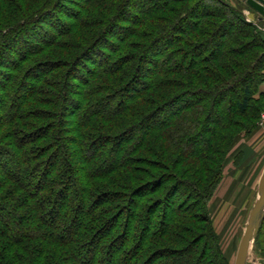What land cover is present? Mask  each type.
I'll list each match as a JSON object with an SVG mask.
<instances>
[{"label":"trees","instance_id":"1","mask_svg":"<svg viewBox=\"0 0 264 264\" xmlns=\"http://www.w3.org/2000/svg\"><path fill=\"white\" fill-rule=\"evenodd\" d=\"M263 82L222 0H0V264H229L207 204Z\"/></svg>","mask_w":264,"mask_h":264},{"label":"rangeland","instance_id":"2","mask_svg":"<svg viewBox=\"0 0 264 264\" xmlns=\"http://www.w3.org/2000/svg\"><path fill=\"white\" fill-rule=\"evenodd\" d=\"M222 1L241 11L246 21L249 20L252 21L250 23H254V21L250 19L251 9L243 1L236 0L238 3L234 2V0ZM262 35L264 37L263 32ZM74 83L75 81H71V84ZM262 115H264V112L260 114L257 126L260 124V121H262ZM251 134L245 135V133L242 132L240 136L245 138L249 137ZM235 144L236 141L233 142L229 149L226 160L222 166L220 181L207 204L209 217L219 239L220 248L229 264H234L236 250L244 231L249 211L257 197L258 185V182H250V179H241L242 172L245 170L242 165H239L240 156H233L236 150H234ZM260 175L261 173L259 177ZM175 195L180 199L181 195L179 192H176ZM259 230L256 239L252 243V250L257 240L260 238L259 240L262 241L264 238V219Z\"/></svg>","mask_w":264,"mask_h":264},{"label":"crops","instance_id":"3","mask_svg":"<svg viewBox=\"0 0 264 264\" xmlns=\"http://www.w3.org/2000/svg\"><path fill=\"white\" fill-rule=\"evenodd\" d=\"M234 2L238 3L236 0ZM260 18L258 13L250 10V19L264 33V17ZM259 93L264 94V82L259 87ZM234 147V150H236L233 156H240L239 165H242L245 170L242 172L241 179H250V182H258L259 174L264 167V117H262V121H260V124L249 137L240 136L236 139ZM259 239L253 246V250L250 248L247 264H264V238L262 241Z\"/></svg>","mask_w":264,"mask_h":264},{"label":"water","instance_id":"4","mask_svg":"<svg viewBox=\"0 0 264 264\" xmlns=\"http://www.w3.org/2000/svg\"><path fill=\"white\" fill-rule=\"evenodd\" d=\"M251 10L264 17V0H241ZM260 18V19H261ZM264 219V167L258 180L257 197L249 211L244 231L241 235L234 264H247L248 254L252 243L257 237L259 228Z\"/></svg>","mask_w":264,"mask_h":264},{"label":"built area","instance_id":"5","mask_svg":"<svg viewBox=\"0 0 264 264\" xmlns=\"http://www.w3.org/2000/svg\"><path fill=\"white\" fill-rule=\"evenodd\" d=\"M248 22H251V21H249V20H247ZM261 117H264V115H262Z\"/></svg>","mask_w":264,"mask_h":264}]
</instances>
